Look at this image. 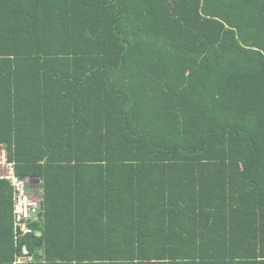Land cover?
Listing matches in <instances>:
<instances>
[{"label":"trees","instance_id":"trees-1","mask_svg":"<svg viewBox=\"0 0 264 264\" xmlns=\"http://www.w3.org/2000/svg\"><path fill=\"white\" fill-rule=\"evenodd\" d=\"M0 143V264H264V0H0Z\"/></svg>","mask_w":264,"mask_h":264},{"label":"built area","instance_id":"built-area-1","mask_svg":"<svg viewBox=\"0 0 264 264\" xmlns=\"http://www.w3.org/2000/svg\"><path fill=\"white\" fill-rule=\"evenodd\" d=\"M15 161L9 159V152L5 144L0 143V180L8 183L13 190V228L14 238L18 242L35 230L32 224L42 222L41 198L39 191L30 182L15 171ZM39 234V232H37ZM33 257L26 247L16 263L32 262Z\"/></svg>","mask_w":264,"mask_h":264},{"label":"crops","instance_id":"crops-1","mask_svg":"<svg viewBox=\"0 0 264 264\" xmlns=\"http://www.w3.org/2000/svg\"><path fill=\"white\" fill-rule=\"evenodd\" d=\"M36 187H37V190L39 191V196L41 198V183L40 182H37L36 184ZM34 188V187H33ZM42 199V198H41Z\"/></svg>","mask_w":264,"mask_h":264}]
</instances>
